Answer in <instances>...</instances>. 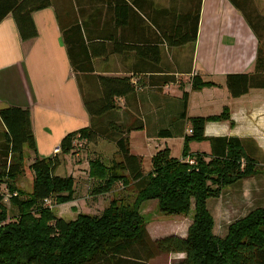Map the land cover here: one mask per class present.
Listing matches in <instances>:
<instances>
[{"label": "trees", "instance_id": "1", "mask_svg": "<svg viewBox=\"0 0 264 264\" xmlns=\"http://www.w3.org/2000/svg\"><path fill=\"white\" fill-rule=\"evenodd\" d=\"M107 1L116 10L132 9L125 0ZM144 1L141 0L143 6L147 4ZM201 1L170 0L168 8L159 10L145 5L149 11L143 9L142 13L169 45H184L196 40ZM229 2L242 14L258 43L253 72L225 78L229 97L238 98L251 89H264V17L252 0ZM51 5L52 0H0V21L11 14L21 38L31 39L36 34L31 14ZM132 5L143 8L137 1ZM61 30L70 66L79 80L80 74L91 69L85 58L77 56L86 50L79 40V27L71 24ZM99 79L104 85L100 96L87 95L81 84L79 88L90 125L67 134L61 140L60 154L48 158L37 155L29 111L0 108V264H149L162 254H184V258L171 264H264V207L252 208L228 224L225 235L218 237L206 205L207 200L218 199L225 187L264 167L247 152L242 140L204 136L206 123L229 121L228 109L223 108L215 116L188 118L190 134L183 137L181 157H172L168 148L161 149L150 158L146 171L142 158L130 153L121 128L110 122L99 123L116 108L114 98L131 93L136 84L129 78ZM190 86L192 91H198L216 85L194 75ZM186 99L184 93V109ZM158 136L169 138L171 133L162 130ZM98 137L114 142L118 159L109 164L98 158L88 161L91 194L107 195L114 193L118 185L123 189L132 186L134 199L124 203L113 198L98 215L79 213L74 220L65 221L53 214L52 208L72 202L75 186L71 176L56 175L60 155H68L74 142H94ZM204 141L209 142V154H190V143ZM24 149L33 153L29 165ZM188 159L194 163L189 164ZM23 176L30 180V193L18 186ZM152 200L165 216L193 212L184 238L149 236L140 206Z\"/></svg>", "mask_w": 264, "mask_h": 264}, {"label": "crops", "instance_id": "2", "mask_svg": "<svg viewBox=\"0 0 264 264\" xmlns=\"http://www.w3.org/2000/svg\"><path fill=\"white\" fill-rule=\"evenodd\" d=\"M125 1L131 10H116L107 0H52L51 6L31 14L36 34L27 40L21 38L11 14L0 21V107L29 111L37 155L48 158L58 153L61 140L67 134L90 125L91 119L80 96V84L87 95L96 97L104 87L99 78H129L136 84L134 91L114 98L116 108L99 123L110 122L120 127L131 154L142 160L147 158L149 162L157 151L168 148L172 156L175 144L182 148L183 137L190 134L188 118L215 116L227 108L229 121L206 123L204 136L238 138L247 152L264 166V89H251L241 97L230 98L225 87L227 75L248 74L254 70L258 43L242 14L229 0H202L196 40L175 46L169 45L157 26L142 13L143 9L149 11L145 5L157 10L168 8L170 0H145L144 6L141 0ZM136 1L143 7L141 10L133 7ZM252 1L264 17V0ZM71 24L79 27L78 38L86 49L77 56L85 58L91 68L80 74L79 80L70 66L62 37L61 28ZM194 75L216 86L192 91L190 81ZM184 93L187 94L185 109ZM162 130L169 131L171 137L160 138L158 133ZM103 146L115 147L112 140L102 137L87 142L88 161L97 158L96 153L111 160V156L104 154L105 149L101 151ZM24 152L29 165L33 153L27 149ZM189 152L209 154V142H192ZM180 157L181 153L175 158ZM76 169L71 164L68 173L63 171L64 176L74 179V186L78 180L74 174ZM78 199L74 193L72 202L58 205L70 211L59 216L57 210L56 216L71 221L79 213L94 215L84 212ZM263 201V198L257 199V203ZM146 229L154 239L156 235L150 234L148 226ZM172 235L184 238L186 232ZM175 255H179L178 260L184 257L169 254V259Z\"/></svg>", "mask_w": 264, "mask_h": 264}, {"label": "rangeland", "instance_id": "3", "mask_svg": "<svg viewBox=\"0 0 264 264\" xmlns=\"http://www.w3.org/2000/svg\"><path fill=\"white\" fill-rule=\"evenodd\" d=\"M73 145L75 147L68 154V157L60 155V163L56 169V175L63 177V171L66 170L67 172L71 164H74L76 168H78L76 169V172H74V174L78 176L75 186L77 190L75 193L76 197L79 198L78 204L79 206L82 204L80 207L82 210H84V212H90L94 215H98L113 198L118 200L121 199L124 203H130L134 199L135 190L132 186L123 189L122 186L118 185L115 188V192L112 194L97 196L92 195L91 190L93 188V183L92 181H89L90 178L87 175V163L89 157L87 156L88 153L86 150V142H74ZM112 148L115 149V147L110 146L109 148L108 146H103L101 151L103 152V149H105L104 154L106 156H111V160H116L118 157L116 153H113ZM93 149L94 148L91 146V152ZM180 153V144H175V147L172 148V157H179ZM57 154H60V150H58ZM89 156H91V154ZM95 156L106 164H109L111 161L109 158L106 160V158L103 159V156H97V153ZM27 158L28 155L25 152V162ZM65 158L67 159V164H65ZM142 161L143 168L147 171L150 163L147 162V158L143 159ZM78 173L80 174L77 175ZM243 180L245 183L243 182V184H240V181H238L237 183L227 186L222 190L218 199H209L206 202L207 209L210 211L215 221L213 232L218 237H223L225 235L228 224L244 217L252 208L264 206V201L257 203V199H264V167H261V169H259L255 175ZM249 184L250 187L248 186ZM18 186L26 193L31 192V183L26 176H23L19 180ZM220 207L224 208L220 209ZM57 210L59 216H65V214H69L70 211L66 206H54L52 208L53 214L56 215ZM140 211L145 224H147L146 226H148L150 234L152 236L156 235L154 239L170 236L172 233L178 235H183L185 232L187 233V229L191 224L193 216L192 211L186 216H165L158 211L157 202L154 200L142 203L140 206ZM8 214L9 216H12V211L10 208ZM156 232L158 234H156ZM168 255L169 254L159 255V257L152 261L151 264H171L172 262L178 260L176 258H178L179 255H175V257L172 256L175 259H169Z\"/></svg>", "mask_w": 264, "mask_h": 264}, {"label": "built area", "instance_id": "4", "mask_svg": "<svg viewBox=\"0 0 264 264\" xmlns=\"http://www.w3.org/2000/svg\"><path fill=\"white\" fill-rule=\"evenodd\" d=\"M81 142V141H80ZM58 151V150H57ZM189 164H193L194 161L192 159H188Z\"/></svg>", "mask_w": 264, "mask_h": 264}]
</instances>
